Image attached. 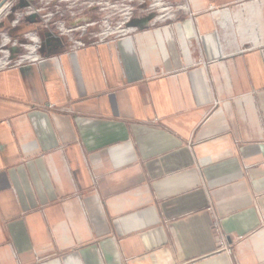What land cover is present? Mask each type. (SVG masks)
Listing matches in <instances>:
<instances>
[{
    "label": "crops",
    "instance_id": "1",
    "mask_svg": "<svg viewBox=\"0 0 264 264\" xmlns=\"http://www.w3.org/2000/svg\"><path fill=\"white\" fill-rule=\"evenodd\" d=\"M182 1L73 52L1 10L0 264H264V0Z\"/></svg>",
    "mask_w": 264,
    "mask_h": 264
},
{
    "label": "built area",
    "instance_id": "2",
    "mask_svg": "<svg viewBox=\"0 0 264 264\" xmlns=\"http://www.w3.org/2000/svg\"><path fill=\"white\" fill-rule=\"evenodd\" d=\"M15 2L23 9L16 12L13 24L33 18L37 26L66 41L70 52L129 35L137 29L132 25L136 17L152 14L165 21L186 8L178 0H9L5 8L12 9ZM36 41H31L35 49L40 46Z\"/></svg>",
    "mask_w": 264,
    "mask_h": 264
},
{
    "label": "rangeland",
    "instance_id": "3",
    "mask_svg": "<svg viewBox=\"0 0 264 264\" xmlns=\"http://www.w3.org/2000/svg\"><path fill=\"white\" fill-rule=\"evenodd\" d=\"M179 1H181V0H178V4L179 5H181V4H185L184 3V1H182V2H179ZM23 9V7H21V4H20V2H15V4L13 5V7H12V9L10 10V15H11V17H10V23L12 22V21H14V19H15V17H16V12H19V11H21ZM23 22H26V19L24 20V19H22L18 24H20V23H23ZM35 24H37L36 22H34ZM26 42V44H29V43H31V42H27V41H25Z\"/></svg>",
    "mask_w": 264,
    "mask_h": 264
},
{
    "label": "water",
    "instance_id": "4",
    "mask_svg": "<svg viewBox=\"0 0 264 264\" xmlns=\"http://www.w3.org/2000/svg\"><path fill=\"white\" fill-rule=\"evenodd\" d=\"M9 0H0V11L6 7V3ZM263 55H264V49H263Z\"/></svg>",
    "mask_w": 264,
    "mask_h": 264
},
{
    "label": "bare ground",
    "instance_id": "5",
    "mask_svg": "<svg viewBox=\"0 0 264 264\" xmlns=\"http://www.w3.org/2000/svg\"><path fill=\"white\" fill-rule=\"evenodd\" d=\"M30 37H31V39H33V41L37 44V41H36L37 39H36V37H35L34 35H31ZM35 47H36V45L33 44V45H32V49H35Z\"/></svg>",
    "mask_w": 264,
    "mask_h": 264
}]
</instances>
